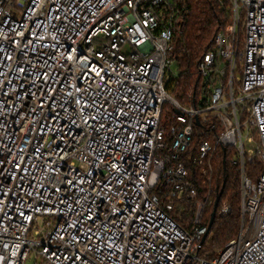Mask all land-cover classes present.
<instances>
[{"label": "built area", "instance_id": "1", "mask_svg": "<svg viewBox=\"0 0 264 264\" xmlns=\"http://www.w3.org/2000/svg\"><path fill=\"white\" fill-rule=\"evenodd\" d=\"M231 12L187 106L166 88L185 0H0V264H264V0ZM214 144L241 228L212 250Z\"/></svg>", "mask_w": 264, "mask_h": 264}, {"label": "trees", "instance_id": "2", "mask_svg": "<svg viewBox=\"0 0 264 264\" xmlns=\"http://www.w3.org/2000/svg\"><path fill=\"white\" fill-rule=\"evenodd\" d=\"M231 3L232 0H185L187 20L176 44V63L179 73L166 83L167 90L183 105L190 106L198 103L204 87L198 63L202 56L213 48L216 34L231 22ZM170 109L166 105L163 112L166 124L171 122L169 120ZM206 138L205 135L197 136L198 141ZM235 153L236 150L233 147L223 148L219 144H214V176L210 184L212 201L204 214L205 223L209 225L211 221V213L214 209L218 188L222 187L224 174L226 175V185L218 208L227 203L230 206V212L227 216H216L211 226L206 245L212 250L225 246L238 235L241 228L240 175L233 161ZM247 167L253 179L258 176L262 168L259 160L248 163ZM202 188L203 184H201ZM184 203L189 205L187 202ZM188 212L186 216L191 215ZM177 218L184 221V217Z\"/></svg>", "mask_w": 264, "mask_h": 264}, {"label": "water", "instance_id": "3", "mask_svg": "<svg viewBox=\"0 0 264 264\" xmlns=\"http://www.w3.org/2000/svg\"><path fill=\"white\" fill-rule=\"evenodd\" d=\"M176 112H179V111L176 110ZM224 166L226 167V161L225 160H224ZM225 185H226V175L224 174V176H223V184H222L221 188H218V194H217V197H216V200H215L214 209H213V211L211 213V221L209 223V231L211 229L212 224L214 223V220L216 219L217 208H218V205H219V202H220V199H221V195L223 193V189H224ZM206 236H205V238H206Z\"/></svg>", "mask_w": 264, "mask_h": 264}, {"label": "rangeland", "instance_id": "4", "mask_svg": "<svg viewBox=\"0 0 264 264\" xmlns=\"http://www.w3.org/2000/svg\"><path fill=\"white\" fill-rule=\"evenodd\" d=\"M172 69H173L174 73H176V74L179 73V68H178L177 63L174 64V65L172 66ZM208 205H209V204H208ZM208 205H207V206H208ZM206 208H207V207H206ZM204 214H205V213H204ZM217 216H218V213H217ZM30 263H31V264H35V256H34V255H32V257H31V259H30Z\"/></svg>", "mask_w": 264, "mask_h": 264}]
</instances>
